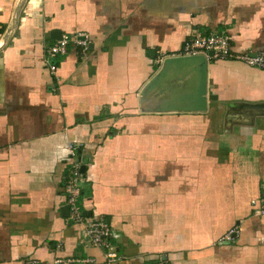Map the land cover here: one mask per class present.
<instances>
[{"label": "crops", "instance_id": "1", "mask_svg": "<svg viewBox=\"0 0 264 264\" xmlns=\"http://www.w3.org/2000/svg\"><path fill=\"white\" fill-rule=\"evenodd\" d=\"M55 31L88 50L70 44L51 74ZM212 32L264 52V0H0V264H264V69L209 58L204 112L139 108L156 58ZM71 144L115 261L62 212Z\"/></svg>", "mask_w": 264, "mask_h": 264}, {"label": "built area", "instance_id": "2", "mask_svg": "<svg viewBox=\"0 0 264 264\" xmlns=\"http://www.w3.org/2000/svg\"><path fill=\"white\" fill-rule=\"evenodd\" d=\"M72 44L80 48L84 55L88 50V40L84 34L62 35L46 52L45 62L51 74L56 70L55 60L67 53V47ZM212 51L211 58L237 60L249 67L264 69V52L250 54L243 53L235 55L231 52L230 38L223 33L212 32L208 35H200L183 40L177 54L173 56H194L204 55ZM164 56L157 57L155 63L160 66ZM57 80V78H55ZM78 146L69 145L70 163L68 174L64 180L63 191L65 202L68 206V216L66 220L71 224H81L84 226V235L92 247L102 249L107 262L115 261L116 255L111 250V227L108 222L102 219H93L85 213L80 202V183L83 178L80 161L75 158V151ZM255 216H264V181L261 186L260 196L252 202ZM238 234L237 229H230L223 237L225 242L232 241ZM24 264H36L28 261ZM54 264H95L94 258H72L61 257L54 260ZM151 264H168L165 261L157 260Z\"/></svg>", "mask_w": 264, "mask_h": 264}, {"label": "water", "instance_id": "3", "mask_svg": "<svg viewBox=\"0 0 264 264\" xmlns=\"http://www.w3.org/2000/svg\"><path fill=\"white\" fill-rule=\"evenodd\" d=\"M58 38L61 33L55 31ZM54 38H57L54 36ZM208 52L194 56L165 57L157 72L139 93V108L143 113L204 112L213 100L207 89ZM83 172V169H80ZM68 215V206L62 208Z\"/></svg>", "mask_w": 264, "mask_h": 264}, {"label": "rangeland", "instance_id": "4", "mask_svg": "<svg viewBox=\"0 0 264 264\" xmlns=\"http://www.w3.org/2000/svg\"><path fill=\"white\" fill-rule=\"evenodd\" d=\"M76 152V151H75ZM75 158H76V155H75ZM77 159V158H76ZM78 160V159H77Z\"/></svg>", "mask_w": 264, "mask_h": 264}]
</instances>
